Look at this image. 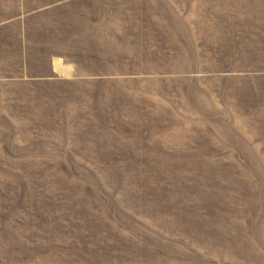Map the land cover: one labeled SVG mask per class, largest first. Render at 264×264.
<instances>
[{"label": "rangeland", "instance_id": "374dc122", "mask_svg": "<svg viewBox=\"0 0 264 264\" xmlns=\"http://www.w3.org/2000/svg\"><path fill=\"white\" fill-rule=\"evenodd\" d=\"M68 7L71 78L0 88V264H264V0Z\"/></svg>", "mask_w": 264, "mask_h": 264}, {"label": "crops", "instance_id": "0c3cea01", "mask_svg": "<svg viewBox=\"0 0 264 264\" xmlns=\"http://www.w3.org/2000/svg\"><path fill=\"white\" fill-rule=\"evenodd\" d=\"M71 1L0 0V88L15 82L28 90L71 78L75 71L67 50L74 43Z\"/></svg>", "mask_w": 264, "mask_h": 264}]
</instances>
